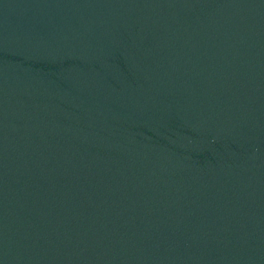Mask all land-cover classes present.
Segmentation results:
<instances>
[{
    "label": "water",
    "instance_id": "1",
    "mask_svg": "<svg viewBox=\"0 0 264 264\" xmlns=\"http://www.w3.org/2000/svg\"><path fill=\"white\" fill-rule=\"evenodd\" d=\"M0 264H264V0H0Z\"/></svg>",
    "mask_w": 264,
    "mask_h": 264
}]
</instances>
